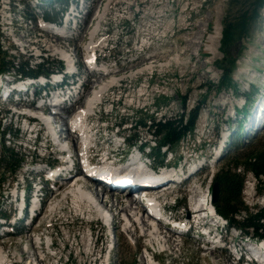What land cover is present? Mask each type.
Here are the masks:
<instances>
[{
    "label": "rangeland",
    "instance_id": "obj_1",
    "mask_svg": "<svg viewBox=\"0 0 264 264\" xmlns=\"http://www.w3.org/2000/svg\"><path fill=\"white\" fill-rule=\"evenodd\" d=\"M4 1L6 0H0V24L5 21V19L3 20V8H7V6H2ZM9 1L8 8L10 9L11 17L17 22L12 30L14 31L13 33H11V28L9 27H0V32L5 37L4 40L0 41V50L14 59V67H19L20 62H29L32 65L31 67H33L40 61L45 63L46 60H59L55 55L51 54V50H48V46L42 42L49 34L39 33L38 31L41 38H35L36 29L32 30L29 24L24 26L20 23L22 16H14L12 13L15 4L20 0ZM106 1L100 0L99 2L97 0L94 3H90L91 1L88 0L87 6L92 4L89 7V11L93 12L97 5H104ZM133 4L134 6L130 10L129 7ZM235 10L232 7V0H113L106 20V28L110 31L109 38L112 41L109 49H112V59L115 58V63L121 68L117 75L125 77L121 82L122 87L127 89L133 85L135 89L123 92L118 105H114V110L110 115H101V123L99 124L101 128L98 129L99 134L97 135L99 141L93 155L100 157L105 153L107 146L101 139L105 133L103 130L105 126L110 127L125 122L126 124L119 128L123 139L131 140L134 135L139 137V141L134 144V147L143 141H147L148 145H154L158 138L149 135L146 132V128L137 126L141 119L146 121H150L151 117L155 121L163 117L175 119L180 115L186 117L191 110L196 109L197 117L194 132L179 141L176 147H170L169 149L173 157L179 160V165L185 161L190 162L195 157H198L197 165H199L202 163V157L208 156V164L213 163L212 167L202 172L195 181L196 183L192 184L194 186L200 185L201 190L203 192L207 191L208 195H210L212 177L220 164H223L236 152L240 153L243 150L244 154L249 149L256 150L264 146V116L261 114V111H264V6L259 11L258 19L253 25L250 36L244 40L237 41L233 45L232 52L234 56L241 48L242 53L236 62V69L232 74L230 87L223 88L221 91L216 90L220 71L215 67V62L221 59V53L218 50L221 23L231 13L233 14ZM117 11L121 13H117ZM137 11L140 12L136 13ZM90 16H87L85 23H81L83 32L75 40L69 41L71 53H73V44L82 46L86 42L88 35L85 33H87V28L89 27ZM200 23L202 24L200 27L202 35H197L198 45L189 49L185 44V40L190 35L198 32L196 27ZM200 36H203L202 40ZM213 37L215 38V44L211 46L209 39ZM28 40L35 41L37 43L35 45L41 49L39 57L34 55L35 51H32L33 49L38 51V49L32 47L27 42ZM17 44L26 45L28 50H23ZM9 45L16 47L15 50H10L8 48ZM211 47H214L213 53L210 51ZM75 53V57L79 62V49ZM151 54L155 55L156 58L153 59V67L150 70L143 71L142 75L136 73L145 66L146 58H149ZM177 54L180 56L181 62L185 64L184 66L176 65L172 62V58ZM135 58L137 59L134 61L133 59ZM195 70L196 72H194ZM132 74L134 75L132 76ZM145 86H147L148 90L141 94L140 90L144 89ZM104 98L111 99V92ZM113 98L114 100L116 99L115 96ZM244 98L246 103L243 111L240 108ZM131 100L134 103L130 106ZM143 106L146 108H143ZM107 107L108 105L104 104L103 109ZM233 108L243 112V114H234ZM72 111L73 109L69 110L68 113ZM259 114H261V120H259L260 118L257 119ZM205 118L207 119V135L206 131L201 134ZM146 123L149 124L150 122ZM93 124L95 123L93 122ZM239 126L241 127V132H237V127ZM23 127L24 125L21 124L19 128L22 129ZM34 129H41V136L43 137L47 134L45 126L34 127ZM12 130H15V123L12 126ZM225 136L226 141L220 153V158L227 152L228 155L224 159L219 160L220 158L217 159L215 154L217 146ZM233 142H238L239 149L234 150L231 148ZM209 143L214 146L211 147ZM5 145L11 147L13 152L17 154L16 157H21L24 163L30 159L29 156L27 157L24 154L27 151L25 146L19 147L16 143L12 144V146L8 143ZM43 150L38 149L36 159L44 153ZM48 151L51 152L53 150L50 148ZM162 151L160 152L161 156ZM168 157L169 155L166 156V160ZM23 161L15 175L9 173L10 164L7 165L2 162L0 165V178L4 180V183L0 186V192L8 187V183L12 178L14 185H9L10 193L12 194L15 183L17 184L21 181V175L23 174L26 176L25 185H29L33 175L29 172L23 173L25 171ZM150 161L154 164L158 162L156 158ZM249 179V174L245 175L242 202L252 211L254 208L264 205V186L261 183L262 181H259L258 184H255L257 189L255 188L254 195L248 196L247 180ZM190 186L192 185L181 187L180 189L185 190L187 187L189 189ZM84 187L100 192L107 200L110 197L113 200L119 198L121 205H125L126 199L128 200V197L124 198L123 194L106 192L97 187L96 189L91 183L85 184ZM62 188H66V186ZM184 192L187 193L186 191ZM31 194L30 192L29 196ZM57 195L55 194V197ZM182 195V193L177 192L176 198H181ZM55 197L52 199V194L47 192L44 194V201L54 200ZM160 199L162 200V198ZM182 202L184 203L185 200H181L180 204ZM183 205L186 206V202ZM66 208L68 213L69 208L67 205ZM64 209L65 207H62L63 212L59 215H64L69 218V221H74L72 225L65 222L61 226L60 223L63 222H57L54 228L52 227L53 229H45L42 225L44 221L42 215L34 226L27 228L22 225L16 228L17 237L0 239V248L5 250V255L9 253L14 258L13 254H15V258L12 261L14 262L13 264H23L22 260H19L18 255H20L22 250L30 249L29 241L32 237L38 235L42 237L45 231L50 234L53 247L48 251H44L43 264H232V261L228 260L229 254L226 255L218 249L211 254L209 248L204 247L201 241L194 237H177L167 233L162 228L160 230L162 234L159 235V239L166 241L165 247L162 248L156 244L151 246L148 241L149 237L143 234L137 224L133 226L131 224V228H128L130 232H126L122 225V217L116 212L111 225L114 230L112 234H109V228H106L100 220L89 223L91 231H88L89 224L82 221L79 217L65 213L66 210ZM178 212H181V209ZM91 218L95 219L94 216H91ZM32 230L35 233H32ZM83 231H88L90 234L92 232L90 245L92 244L94 248L93 251L91 249L92 252L89 254L86 252L87 247H89L86 245V238L85 236L83 240L81 238L84 235ZM239 234L235 229L227 230L225 240L232 241L237 246H242L245 241H241L238 237L237 240L234 239ZM94 238H97V241H94ZM107 247H111L108 254ZM152 255L157 263L151 262L150 257ZM5 264H8V262L6 261Z\"/></svg>",
    "mask_w": 264,
    "mask_h": 264
},
{
    "label": "bare ground",
    "instance_id": "obj_2",
    "mask_svg": "<svg viewBox=\"0 0 264 264\" xmlns=\"http://www.w3.org/2000/svg\"><path fill=\"white\" fill-rule=\"evenodd\" d=\"M112 3H113V0H107L104 3V5H100L98 7L99 9H97V10H96L97 6H96V8L94 10V12L96 11L95 17H94L95 23L93 24V28L87 32L89 38H88V41L86 42V44H84L82 47L83 51L89 50L91 48H99L100 45H101V47L103 46L102 45L103 43L98 41V40H94L93 36L95 35V29H96L98 22L100 21L101 18H103L105 15H107L106 12L108 11V9ZM132 6H134V4L129 7L130 10H131ZM82 8L83 9L87 8V6H82ZM3 16L6 17L5 15H3ZM86 19H87V16L84 17V20H83L84 23L87 21ZM28 24L32 30L36 29V31H37V33L35 34V38L38 37L40 39L41 37L38 34L39 30L34 26V24L32 22L28 21ZM201 25L202 24L200 23L196 27L198 32L190 35L185 40V44H186L187 48L191 49V48L196 47L198 45L197 35H202V31L200 30ZM62 28H64V26ZM12 30H13V28H12ZM43 30H45L46 33H48V34L52 33V36L47 35L46 36L47 38L45 40H42V42L48 46V48H49L48 50H51L52 55L58 56L59 59L65 61L66 67L69 69L71 67V65L69 63L68 58L71 57L72 55H75V51L78 50L79 47L77 45H75V47L73 49V53H70L69 51H67V49H65L67 42L63 41L61 39V37L56 36V34H54L52 31H50V24L45 26ZM40 32L41 31H39V33ZM82 32L83 31L81 30L77 34L79 35ZM200 39L202 40L203 36H200ZM14 41H16V40H14ZM27 42H29L30 45L32 47H34L35 49H38V51L34 50V49L32 50V51H35L34 55H37L38 53L40 54L41 49L35 45V44H37L35 41L32 42V41L28 40ZM209 42L211 43V46H214L215 38L214 37L210 38ZM31 43L34 45H32ZM24 44H17V45H20L23 48V50H24V48H26L28 50V47ZM45 51H46V49H45ZM210 51L213 53L214 47H211ZM153 59H156L155 55L151 54L149 56V58L148 57L146 58L145 66L143 68H141L139 72H136V73H140V72L151 69L153 67V63H154ZM31 61H32V59H31ZM172 62L176 65H181V66L185 65L183 62H181L180 56L178 54L174 58H172ZM40 63H41V61H40ZM163 66H166V65H163ZM90 72H94V71L91 70L88 72L89 76L93 77L92 76L93 73H90ZM194 72H196V70ZM123 78H125V77L124 76L117 77L116 71H111L108 76L99 75L98 78L94 77L93 79H89L87 77L83 83H85L88 86V91L91 93L89 94V96H86L85 99L82 101V105L80 107L82 110L77 113V115H76L77 120L75 121V124H73L72 126L68 125V126H70V128L67 126V123L65 122L66 120L62 121V119H63V114H66L67 110L72 108V107L71 106H65L63 104L61 105V103H63V101H62V98L60 96L52 97V101H51L52 105L51 106L53 108H58V110H59V115L57 116V118L55 117V119L57 120V122H62V124H63L62 126L64 127V130L62 129L61 138L67 139L65 137L71 136V134L68 132V130L74 127V128H78L80 130L79 134H80L82 144L88 142L90 139L91 131H90L89 124H87L84 121V117L87 114H90L91 110L99 103V100H101V98H102L101 96H103L104 90L111 89L112 85H116V84L119 85V83L123 80ZM72 91H77V90L73 89ZM140 92H142L141 94H143L144 89H141ZM70 95H71L70 91H67L64 98L67 99L68 98L67 96H70ZM21 108L24 112L31 113V114H37L36 116L40 120H44V118L42 116H40L41 114H40L39 108H37V107L30 108L29 106H27L25 104L22 105ZM261 112H262L261 113L262 116H264V111H261ZM261 114H259L257 119L260 118ZM70 118H72V117H70ZM259 120H261V118ZM70 124H72V121H70ZM44 126L48 130V132L50 130H52L51 127H49L50 126L49 122H47V123L45 122ZM52 146H53V144H52ZM53 147H55V146H53ZM55 148H57V147H55ZM59 148L61 149L60 151L62 152V149H65V144L61 143L59 145ZM75 151L80 152L79 147H78V149L76 148V150L74 149V150L69 151V152L75 153ZM104 155L105 154H103L101 156L100 160L104 159ZM135 155L136 154H134L133 156H135ZM126 166H127V164H122V165H116V166L114 165V167H113V165L111 163L104 162V163H102L101 167L107 168L110 171H112L113 173L118 174V176L115 179L116 181H127V185H130V184L135 185L133 182L128 181V177H130L131 175H136L138 172L136 171V169L134 167L129 168ZM103 175H107V174H103ZM74 179L75 178H72L71 180L62 181L60 187H64V186L68 185V183L72 182ZM95 185H97V184H95ZM95 185H94V187L96 188ZM83 187H84V185L81 186V185L77 184V182H75V183L69 184L68 187H66L65 190L61 191V193L59 195L56 194L57 197H55V193L52 192V197H55V199L51 200L50 203L48 202V204L45 208V211H44L45 213L43 214L44 221H43L42 225L45 229H50V230L53 229L57 222H63V223H60L61 226L65 222H68L67 224H69V223L71 225L73 224L74 221H69L68 217H65L64 215H61V216L59 215L63 212L62 207H65L64 210H66L65 213H67L66 205L69 208L67 214L79 217L82 221H85L87 224H89V222H91L93 220H97V221L100 220L102 223L105 224L106 228H109L112 225L113 218L115 216L114 213L116 212L117 214L121 215L122 221H123L122 225H123V228L126 232H130V230H128V228H131V224H132V226L137 224V226L143 231V234L149 237L148 241L151 244V246L156 244L159 247H162V248L165 247L166 241L159 239V235L162 234V232L160 231L162 229L161 226L157 225L155 227L151 223H149L148 217L145 216V213L141 212L137 206H135L136 203L132 199H128V200L126 199V201H125L126 204L121 205L119 198H115V200H113V198L110 197V199L107 200L106 198H104L102 196V194L100 192H97L96 190L92 191V189H90L88 187H84L85 188V190H84ZM201 189L202 188L200 187V185L199 186L192 185V186H190L188 193L190 194L191 198L199 199L198 201H201L203 203L205 200L209 199V195H208V193H206L207 191L203 192V190H201ZM100 190H102V189H100ZM124 190H125V188H124ZM106 192H109V191H106ZM112 193H114V192H112ZM196 199H194V201H196ZM133 211H134V213H133ZM91 216H94L95 219H92V218L90 219ZM38 228H39V226H38ZM88 231H89V229H88ZM88 231L87 232L83 231L84 235H82V237H81L83 240L84 236H85L86 241H87L86 245L89 246V247L86 246L87 247V250H86L87 254L91 253L93 251V248H94V246L92 244H91L92 247L90 245L91 238H90V234ZM159 232H161V233H159ZM214 238H216V236H214ZM43 239H45V241H43ZM29 243H30L29 244L30 249L22 250L20 255H18L16 253L18 255L19 260L20 261L22 260L23 264H43L44 263L43 258L45 255L44 251H48L50 249L49 247H51V246L53 247V241L51 239L50 234L46 233V231H45L42 234V237H41V235H38L36 237H32L30 239ZM72 244H73V242L71 243V246H72ZM175 246H177V245H175ZM235 246H237V245H235ZM237 247L242 248L241 245H238ZM91 249H92V251H91ZM209 250H210V253L213 254V252L216 251V248H214V247L209 248ZM93 254H94V252H93ZM13 255L15 258V254H13ZM152 256L150 258H152L153 261L155 262L156 261L155 257L154 256L152 257ZM14 258L12 256V254L9 255V253H8L7 255H5V250H2L0 248V264H5L6 261L12 262ZM232 264H235V263H232Z\"/></svg>",
    "mask_w": 264,
    "mask_h": 264
},
{
    "label": "trees",
    "instance_id": "obj_3",
    "mask_svg": "<svg viewBox=\"0 0 264 264\" xmlns=\"http://www.w3.org/2000/svg\"><path fill=\"white\" fill-rule=\"evenodd\" d=\"M263 6L264 0H232V7L236 10L221 23L218 48L221 59L215 62V67L220 71L217 91L230 87L236 62L242 53L241 48L234 56L233 45L250 36L253 25L258 19L259 11ZM0 56H2L1 51ZM11 65L12 62L6 60L4 55L0 57V72L7 71ZM36 73L38 72H27L28 75ZM238 113L243 114L241 111ZM196 117V109H193L186 117L183 115L175 119L163 117L156 121L154 118H150L151 124L147 126V131L158 138L156 148H152L155 154L153 158H157L161 147H175L182 138L191 134ZM145 122L144 119H141L138 124L146 127ZM238 145V142H233L231 148L237 150L239 149ZM243 152V150L240 153L236 152L218 166L212 177V182H217L219 187L217 200L213 206L229 227H234L242 234L264 240V205L251 211L241 199L244 172L252 173L259 181L262 180L261 183L264 186V146L256 150L249 149L244 154ZM239 168L242 169L243 173L236 171Z\"/></svg>",
    "mask_w": 264,
    "mask_h": 264
},
{
    "label": "water",
    "instance_id": "obj_4",
    "mask_svg": "<svg viewBox=\"0 0 264 264\" xmlns=\"http://www.w3.org/2000/svg\"><path fill=\"white\" fill-rule=\"evenodd\" d=\"M218 193H219L218 184L217 182H213L211 186V194H210V199L212 203H215V201L217 200Z\"/></svg>",
    "mask_w": 264,
    "mask_h": 264
}]
</instances>
